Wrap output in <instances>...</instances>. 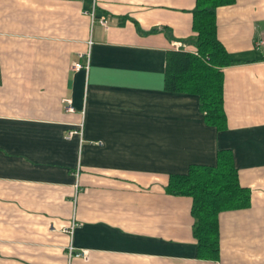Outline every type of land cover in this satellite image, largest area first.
Masks as SVG:
<instances>
[{
    "label": "crops",
    "instance_id": "0c3cea01",
    "mask_svg": "<svg viewBox=\"0 0 264 264\" xmlns=\"http://www.w3.org/2000/svg\"><path fill=\"white\" fill-rule=\"evenodd\" d=\"M195 1L0 0V264H264V0L216 10L222 130L164 90L167 53L195 54ZM220 151L250 205L219 214L202 260L192 199L166 187Z\"/></svg>",
    "mask_w": 264,
    "mask_h": 264
},
{
    "label": "trees",
    "instance_id": "16d2710c",
    "mask_svg": "<svg viewBox=\"0 0 264 264\" xmlns=\"http://www.w3.org/2000/svg\"><path fill=\"white\" fill-rule=\"evenodd\" d=\"M235 0H196L191 44L195 54L169 51L166 55L164 90L193 95L207 124L222 130L223 72L235 63L217 37L216 10ZM166 192L192 199V235L198 259L219 258L218 216L222 212L246 209L250 193L238 182L237 170L229 152L220 151L214 166H191L186 174L172 175Z\"/></svg>",
    "mask_w": 264,
    "mask_h": 264
},
{
    "label": "built area",
    "instance_id": "2783aa9c",
    "mask_svg": "<svg viewBox=\"0 0 264 264\" xmlns=\"http://www.w3.org/2000/svg\"><path fill=\"white\" fill-rule=\"evenodd\" d=\"M90 16H91V20H96L94 10H92L90 12ZM98 22L100 23V25L102 27L107 28V23H106V19L105 18H99ZM89 44H91V42H89ZM73 69L78 71V70L82 69V66L79 63H74L73 64ZM62 106H63L64 112H66V113H72L74 111V108L72 106V101L70 99L62 100ZM74 136L81 137L82 136V130L79 129L78 131H76V130L68 131V133L66 135V139L67 140H71ZM72 256L73 257H77V258L78 257L84 258L85 257V253L84 252H82V253H73V249L69 248L68 257H72Z\"/></svg>",
    "mask_w": 264,
    "mask_h": 264
}]
</instances>
